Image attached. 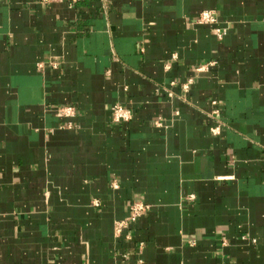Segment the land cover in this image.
Wrapping results in <instances>:
<instances>
[{"label":"crops","instance_id":"crops-1","mask_svg":"<svg viewBox=\"0 0 264 264\" xmlns=\"http://www.w3.org/2000/svg\"><path fill=\"white\" fill-rule=\"evenodd\" d=\"M0 264H264V0H0Z\"/></svg>","mask_w":264,"mask_h":264},{"label":"built area","instance_id":"built-area-1","mask_svg":"<svg viewBox=\"0 0 264 264\" xmlns=\"http://www.w3.org/2000/svg\"><path fill=\"white\" fill-rule=\"evenodd\" d=\"M42 3L44 4H50L54 1H67L71 4H75L78 3L81 0H40ZM198 22L201 24H208V25H214L215 31H216V35L222 39L224 36L223 33V29L221 27L218 26L219 23V19H218V14L216 13V11H212V10H207L204 11L203 13H201ZM214 64V63H211ZM210 64V65H211ZM206 66L200 67L199 71L201 70H205ZM185 89H189V84L184 85ZM216 104V102H215ZM113 111V119L115 122H127V121H131L133 119V112L131 109L124 107L123 105L117 104L113 107L112 109ZM61 112L65 115V116H74L75 115V108L74 107H65L61 109ZM214 115L218 116L219 115V110H215L213 112ZM157 125L161 126L162 122L159 119L157 121ZM212 132L214 134H219L221 132V125H215L214 127H212ZM150 206L145 204L144 202L141 201H136L131 205L130 208V214L129 216L121 221H118L116 223L115 226V232L117 235H122L123 232L128 229L130 227V225H132L133 223L137 222L148 210H149Z\"/></svg>","mask_w":264,"mask_h":264}]
</instances>
